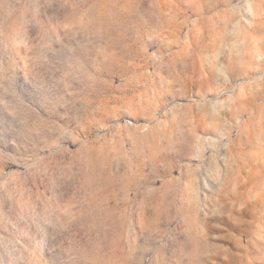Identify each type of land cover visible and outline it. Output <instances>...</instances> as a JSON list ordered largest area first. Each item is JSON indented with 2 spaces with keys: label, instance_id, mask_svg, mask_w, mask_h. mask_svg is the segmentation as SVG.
<instances>
[{
  "label": "rangeland",
  "instance_id": "rangeland-1",
  "mask_svg": "<svg viewBox=\"0 0 264 264\" xmlns=\"http://www.w3.org/2000/svg\"><path fill=\"white\" fill-rule=\"evenodd\" d=\"M0 264H264V0H0Z\"/></svg>",
  "mask_w": 264,
  "mask_h": 264
}]
</instances>
